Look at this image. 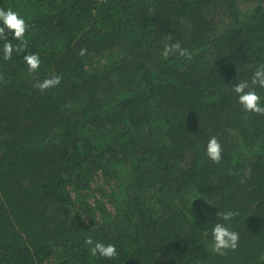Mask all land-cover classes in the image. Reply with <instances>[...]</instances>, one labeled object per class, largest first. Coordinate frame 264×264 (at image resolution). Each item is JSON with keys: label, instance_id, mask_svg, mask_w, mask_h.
<instances>
[{"label": "trees", "instance_id": "trees-1", "mask_svg": "<svg viewBox=\"0 0 264 264\" xmlns=\"http://www.w3.org/2000/svg\"><path fill=\"white\" fill-rule=\"evenodd\" d=\"M8 7L28 27L0 52V264H264V113L232 90L264 64V0ZM176 42L190 56L162 55ZM230 208L240 239L221 255L211 227ZM88 237L117 256H93Z\"/></svg>", "mask_w": 264, "mask_h": 264}, {"label": "clouds", "instance_id": "clouds-1", "mask_svg": "<svg viewBox=\"0 0 264 264\" xmlns=\"http://www.w3.org/2000/svg\"><path fill=\"white\" fill-rule=\"evenodd\" d=\"M27 27L28 23L25 16L18 10L12 7L0 8V41H3L0 52H2L4 60H10L14 51H19L24 45ZM9 36H11V39H9ZM13 41H17V44H13ZM174 50L178 51L180 55L190 56L186 49L180 47L179 42L166 45L162 55L166 57ZM84 51V49H81L80 54L83 55ZM23 61L30 72H35L41 64L40 56L36 52H25ZM59 82V76H51L37 81L35 87L41 90L48 89ZM258 88L264 89V64L258 65L249 79L238 80L236 84L232 85L237 103L244 111L264 113V96L258 92ZM203 151L206 158L213 163H218L222 159V146L215 135L208 137L203 146ZM196 198H193L192 201ZM207 203L216 208L214 204ZM216 215H219L220 219L211 227L210 248L212 252L222 255L226 250H235L238 247L240 233L233 226V218L238 216L239 213L231 208L217 213L216 209ZM85 242L91 246L90 251L93 256L101 258L117 256L116 245L113 243L106 244L102 241H93L91 237H88Z\"/></svg>", "mask_w": 264, "mask_h": 264}]
</instances>
